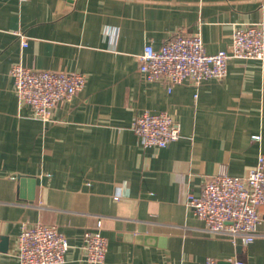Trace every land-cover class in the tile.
I'll use <instances>...</instances> for the list:
<instances>
[{
    "label": "crops",
    "instance_id": "obj_1",
    "mask_svg": "<svg viewBox=\"0 0 264 264\" xmlns=\"http://www.w3.org/2000/svg\"><path fill=\"white\" fill-rule=\"evenodd\" d=\"M260 22L264 0H0V264H19L25 223L56 225L71 246L63 264H88L83 236L99 222L104 264H264V205L248 245L210 234L188 205L209 178L246 176L264 155V64L232 59L225 79L170 90L138 59L177 34L225 51ZM15 64L87 83L44 122L19 104ZM145 112L170 114L181 138L142 147L133 123Z\"/></svg>",
    "mask_w": 264,
    "mask_h": 264
},
{
    "label": "built area",
    "instance_id": "obj_2",
    "mask_svg": "<svg viewBox=\"0 0 264 264\" xmlns=\"http://www.w3.org/2000/svg\"><path fill=\"white\" fill-rule=\"evenodd\" d=\"M23 46L27 45L23 41ZM139 71L148 83L175 85L191 82L200 86L206 81L223 80L228 75L229 61H259L264 64V22L237 27L231 47L215 54L207 52L200 34H177L156 49L152 44L139 56ZM20 105H28L34 116L50 120L57 103L71 100L87 83L82 73L34 70L22 64L11 69ZM133 131L144 148H165L181 138V127L165 112H145L136 117ZM261 135L252 136L260 142ZM188 205L203 221L207 231L231 240L235 245L255 241L262 223L259 208L264 205V155L246 176L219 174L205 183L199 196H190ZM71 246L58 227L45 223H25L16 242L19 264H63ZM83 260L104 264L108 241L102 234V223L87 229L81 245ZM205 264H218L207 259ZM230 264H244L235 260Z\"/></svg>",
    "mask_w": 264,
    "mask_h": 264
},
{
    "label": "water",
    "instance_id": "obj_3",
    "mask_svg": "<svg viewBox=\"0 0 264 264\" xmlns=\"http://www.w3.org/2000/svg\"><path fill=\"white\" fill-rule=\"evenodd\" d=\"M227 264H230V263H227Z\"/></svg>",
    "mask_w": 264,
    "mask_h": 264
}]
</instances>
